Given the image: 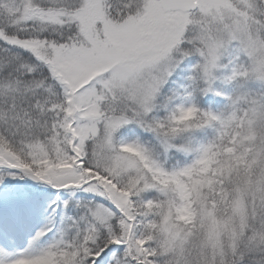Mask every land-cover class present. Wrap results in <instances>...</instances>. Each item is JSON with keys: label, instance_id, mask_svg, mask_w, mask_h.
Segmentation results:
<instances>
[{"label": "snow or ice", "instance_id": "obj_1", "mask_svg": "<svg viewBox=\"0 0 264 264\" xmlns=\"http://www.w3.org/2000/svg\"><path fill=\"white\" fill-rule=\"evenodd\" d=\"M0 264H264V0H0Z\"/></svg>", "mask_w": 264, "mask_h": 264}]
</instances>
